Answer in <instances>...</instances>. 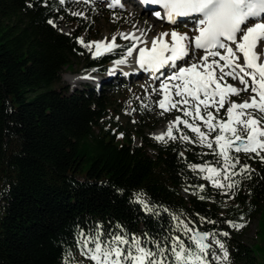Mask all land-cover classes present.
<instances>
[{
	"label": "trees",
	"instance_id": "trees-1",
	"mask_svg": "<svg viewBox=\"0 0 264 264\" xmlns=\"http://www.w3.org/2000/svg\"><path fill=\"white\" fill-rule=\"evenodd\" d=\"M102 18L95 4L82 0H0V264H77L78 232L97 224L105 234L119 225L129 236L163 241L180 235L190 243L172 215L216 233L231 250L229 264H259L254 248L219 234L242 235L258 213L256 234L264 233V162L237 154L254 171L233 176L231 182L239 183L232 190L215 188L204 173L188 168L214 164L213 155H202L208 148L149 136L162 112L154 103L127 105L133 121L127 129L114 113L108 83L71 91L58 86L79 62L102 77L108 63L121 58L126 42L96 58L80 52L79 38L101 37ZM123 22H116L117 33ZM168 118L172 114L163 113L162 121ZM137 196L169 212L148 213Z\"/></svg>",
	"mask_w": 264,
	"mask_h": 264
},
{
	"label": "snow or ice",
	"instance_id": "snow-or-ice-1",
	"mask_svg": "<svg viewBox=\"0 0 264 264\" xmlns=\"http://www.w3.org/2000/svg\"><path fill=\"white\" fill-rule=\"evenodd\" d=\"M82 2L94 5L96 0ZM142 2L162 7L165 15L162 17L158 11L154 15L173 24L177 18H193L194 35L175 30L161 32L151 39L149 46L146 36L150 29L140 31L139 35L136 32L120 33L121 39L131 43L114 65H125L129 58H134L140 69L160 80L159 90L153 88L152 93L161 96L155 102L162 110L161 115L176 110L183 114V118L177 116L169 122L165 133L154 138L161 142L179 139L208 148L210 153L202 155H213L216 158L214 164H188V168L204 173L202 178L210 181L213 187L232 190L239 183L231 182L233 176L250 175L254 171L248 164H241L237 154L244 153L247 158H258L264 162V0ZM65 3L66 0H59L60 5ZM107 6L113 9L122 7L121 0H110ZM48 23L56 26L53 20ZM116 39L113 36L111 41L85 43L80 38L78 42L96 58L120 48ZM134 52L138 53L137 57H133ZM181 61L183 65L178 63ZM166 68L171 71L164 76L162 70ZM115 70L114 67L112 71ZM161 76H164L163 80ZM230 80L238 81L241 87L229 83ZM242 92L250 93L247 99L239 103L231 99L239 97ZM221 109H224L223 115ZM181 125L194 137L185 134ZM174 129L178 135L174 134ZM183 155L181 152L180 156ZM198 188L199 192L204 190L203 185ZM199 192L193 194L199 195ZM199 198L205 197L201 195ZM136 202L153 215H159L161 211L169 212L167 208L150 206L140 196H137ZM171 218L190 243H186L180 235L170 234L163 241L147 234L143 238L134 234L129 236L119 225L116 226L118 231L109 230L105 234L99 224L88 233L80 230L76 243L81 255L92 264H212L213 260H228L229 254L224 243L216 239V233L199 232L195 227H189L191 222L185 223L179 215H172ZM229 223L236 229L245 226ZM219 235L227 236L228 233ZM213 244L221 250L222 257L217 255Z\"/></svg>",
	"mask_w": 264,
	"mask_h": 264
},
{
	"label": "rangeland",
	"instance_id": "rangeland-1",
	"mask_svg": "<svg viewBox=\"0 0 264 264\" xmlns=\"http://www.w3.org/2000/svg\"><path fill=\"white\" fill-rule=\"evenodd\" d=\"M110 2V0H96L95 5L101 10L103 18L98 22V28L102 30V35L99 39L97 40H91L89 42H97L100 40L103 41H111L113 36H116V44L121 45L125 42V40L120 38V33H125L128 30H132L133 27H135V25L137 23H145V28L146 29H151L152 27H155L157 29L160 30H166L167 32H171L173 30L179 32V33H186L187 28H189V26L186 25H167L161 22V20L152 18L149 15H146L145 13L132 8L130 5H122V7H116V8H109L107 5ZM115 12H120V16L117 17H113ZM120 18H123L125 20V22L122 23V28L120 30V32L117 33L116 31V27L115 24L118 20H120ZM156 26H155V25ZM190 30L187 31V33L192 36L194 35L193 31L191 28H189ZM64 31H67V29H63ZM155 31L151 32L150 34H148L146 37V39L150 38L151 35L154 33ZM80 39V38H79ZM78 39V41H79ZM87 43V42H85ZM79 47L81 48L80 52L83 55H89V56H93L92 53L86 48L84 47L81 43L78 42ZM129 45V44H128ZM127 45V46H128ZM122 56L124 54V52H121ZM202 54V53H201ZM121 56V58H122ZM133 57H137L136 55L133 54ZM116 61V60H115ZM136 61V59L134 58H129L128 59V63L127 65H121L122 67H129L130 69H132L130 72H133L134 70H136V66L134 67L133 64ZM179 64L183 65V61L178 62ZM114 61L108 63L107 65V69H106V74L102 77L99 76H92L89 74V72L87 70H85L82 66H81V62H79L78 64H75L72 66L71 70H65L63 75L61 76V80L60 83L58 84V86H65L68 88V90H74V89H81L83 87H86L88 85H99L101 83H108V85L106 86V88L108 89V93H110L113 97V103H112V108L114 109V113L117 114L118 116V120L121 122V127H125L127 129L131 128V124H132V119L128 118L127 116V105H130L131 102L132 103H137L139 101L142 102H147L148 106L151 107L152 104L154 103V106L157 110L162 111L158 106H156V101H158L159 99H161V96L158 94H153L152 93V89L156 88L157 90H159V84H160V80L153 82L151 81L148 77H134V75L131 74H127L125 71H123V68H119L118 70L112 71L111 69H113L114 67ZM119 66V67H121ZM90 77L88 80L84 79L86 81H80L77 83H72L71 78H77L80 79V77ZM167 76V75H164ZM134 77V78H133ZM164 77L161 78V80H163ZM229 83H233L235 86L237 87H241V85H239L238 82L236 81H229ZM55 87H57L55 85ZM250 93L248 92H242L240 94L239 97H231L232 100H236L238 103L240 101H243L245 99L248 98ZM176 99H179V97H177ZM126 103V105L124 106L123 104L120 103ZM227 107V104L225 105V108ZM222 112H224V109H221ZM166 114H169L172 116H174L172 119V121L175 120V118L177 116H183V114L179 111L176 110H172L170 112H166ZM163 119V115H161V112L159 113V116L156 117V120L158 121V126L156 129L152 130L149 132V136L154 138V132L155 130H158L159 127H163L161 125H163L164 121H162ZM165 126V125H164ZM258 219H259V213L256 214L250 221L247 229L245 230V232L242 235H234L231 232H226L228 233L227 236L229 237H234L235 239H237L240 243H242L243 245H246L249 248H254L255 252H256V259L258 260L259 264H264V233L259 232L256 234V231L258 229ZM218 239V238H216ZM210 242V241H209ZM213 248L216 251L217 255L222 257V252L221 250L218 248V246H216L215 244H213ZM227 252H228V260L230 259L231 256V250L227 247H225ZM228 260L226 262H224L222 259L221 261H219V264H229ZM77 264H90L92 263L89 259H87L85 256L81 255V253L78 254L77 256Z\"/></svg>",
	"mask_w": 264,
	"mask_h": 264
},
{
	"label": "bare ground",
	"instance_id": "bare-ground-1",
	"mask_svg": "<svg viewBox=\"0 0 264 264\" xmlns=\"http://www.w3.org/2000/svg\"><path fill=\"white\" fill-rule=\"evenodd\" d=\"M102 1H105V0H102ZM153 18V17H152ZM155 20V19H154ZM155 25V24H154ZM156 26V25H155ZM190 28V27H189ZM189 28H187V31L188 30H190ZM144 29H146L145 28V23H137L136 25H135V27H133L132 28V30H128V31H126L125 33H131V32H136V34L137 35H139L140 34V31H142V30H144ZM153 31H155L152 35H151V37L150 38H148L147 40L149 41V46H150V41H151V39L153 38V37H155V36H157L159 33H161V32H167L166 30H160V29H157V28H155V27H152L148 32H147V35L148 34H150L151 32H153ZM187 31H186V33H187ZM189 35V34H188ZM190 36V35H189ZM147 38V37H146ZM167 39V38H166ZM100 41H103V40H100ZM97 42H99V41H97ZM141 46H143V45H141ZM134 55H136V56H138V53L137 52H134ZM182 64V63H181ZM127 65V64H126ZM131 65H134V67L136 66V61L133 63V64H131ZM121 66V65H120ZM115 67V69L116 70H118L119 68H123V71H125L127 74H134V77H136V78H138V77H145L146 75V77H148V76H151V75H153L152 73H145L142 69H138V70H134L133 72H130L132 69H134V68H132V69H130L129 67H117V66H114ZM113 67V68H114ZM112 70V69H111ZM165 70H167V68L166 69H163L162 70V72L164 73L165 72ZM138 71V72H137ZM137 72V73H136ZM169 74V73H168ZM158 75V74H157ZM133 77V78H134ZM90 77H88L87 76V78L86 77H80V79H77V78H71V81H72V83H77V82H80V81H83L84 79H89ZM84 81H86V80H84ZM151 81H153V82H156V81H159V80H156V79H151ZM170 122V121H169ZM169 122H166V123H164L163 125H161V126H163V127H159V129L158 130H155V132H154V135L155 136H157V135H160L161 133H165L166 131H167V128H168V125H169ZM165 125V126H164Z\"/></svg>",
	"mask_w": 264,
	"mask_h": 264
},
{
	"label": "water",
	"instance_id": "water-1",
	"mask_svg": "<svg viewBox=\"0 0 264 264\" xmlns=\"http://www.w3.org/2000/svg\"><path fill=\"white\" fill-rule=\"evenodd\" d=\"M198 231V230H197ZM199 232H202V231H199Z\"/></svg>",
	"mask_w": 264,
	"mask_h": 264
}]
</instances>
